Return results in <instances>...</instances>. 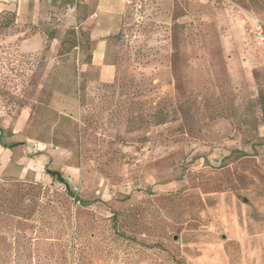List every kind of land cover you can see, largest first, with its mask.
<instances>
[{
  "label": "rangeland",
  "instance_id": "1",
  "mask_svg": "<svg viewBox=\"0 0 264 264\" xmlns=\"http://www.w3.org/2000/svg\"><path fill=\"white\" fill-rule=\"evenodd\" d=\"M91 7L0 0V264H264V0Z\"/></svg>",
  "mask_w": 264,
  "mask_h": 264
},
{
  "label": "crops",
  "instance_id": "2",
  "mask_svg": "<svg viewBox=\"0 0 264 264\" xmlns=\"http://www.w3.org/2000/svg\"><path fill=\"white\" fill-rule=\"evenodd\" d=\"M89 2V5L92 6L84 19H82V24L88 23H98L101 24L102 20L100 18L103 15L109 16H117L116 13L113 11V4L117 0H86ZM31 9V8H30ZM29 9L30 17L32 21L37 19L36 10ZM113 28L105 24L103 27L98 29H94L91 34L90 38L95 40L94 48L92 50L91 60L92 64L98 68V75L99 79L103 82L110 81L113 79V68L110 63L104 60L105 53H106V45H105V35L112 33ZM1 142V141H0ZM22 143V142H21ZM5 147V144L2 143Z\"/></svg>",
  "mask_w": 264,
  "mask_h": 264
},
{
  "label": "trees",
  "instance_id": "3",
  "mask_svg": "<svg viewBox=\"0 0 264 264\" xmlns=\"http://www.w3.org/2000/svg\"><path fill=\"white\" fill-rule=\"evenodd\" d=\"M2 129L0 128V133H1ZM0 141H1V137H0ZM15 143H12L10 146H14ZM46 173L49 174L52 178H54L55 180L59 181L60 183H64L65 184V188L68 192H71L69 189V184H68V180L65 179L64 176H62L61 172L57 169H53V168H48L46 170ZM79 199V198H78Z\"/></svg>",
  "mask_w": 264,
  "mask_h": 264
},
{
  "label": "built area",
  "instance_id": "4",
  "mask_svg": "<svg viewBox=\"0 0 264 264\" xmlns=\"http://www.w3.org/2000/svg\"><path fill=\"white\" fill-rule=\"evenodd\" d=\"M260 34V32H258V35ZM262 37V36H261Z\"/></svg>",
  "mask_w": 264,
  "mask_h": 264
}]
</instances>
